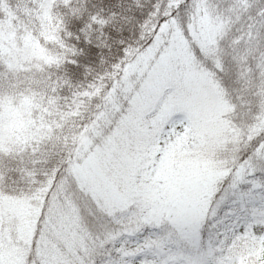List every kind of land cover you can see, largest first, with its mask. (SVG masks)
Returning a JSON list of instances; mask_svg holds the SVG:
<instances>
[{"label": "rangeland", "instance_id": "rangeland-1", "mask_svg": "<svg viewBox=\"0 0 264 264\" xmlns=\"http://www.w3.org/2000/svg\"><path fill=\"white\" fill-rule=\"evenodd\" d=\"M198 14L199 10L187 24L190 40L175 23H171V31L168 24L163 25L164 36H160V41L146 50L131 71L125 72L124 86L131 89L122 96V103L117 102L108 113L115 117L116 109L119 112V108L126 103L130 106L134 101L137 116L118 128L113 123L108 127L107 122L103 123L105 127L92 136V140L87 138L83 142L82 154L71 164L69 173L76 182L72 187L79 186L73 193L74 211L93 225L96 220L91 208L100 206L111 212L135 206L153 222L167 218L171 224L191 225L201 212V196L212 173L211 156L222 143H227L230 133L259 116L257 106L245 110L228 95L224 79L236 81L234 67L221 72L223 80L213 74L190 72L178 87L165 95L166 82L174 78L169 76L174 67L179 65L188 70L189 66L193 68L196 52L208 57L210 52L216 51V36L225 23L216 15L214 4ZM160 48L171 49L163 63H157L159 59L155 61ZM142 66L144 68L140 69ZM138 70L141 72L135 77V83L144 81L142 95H137L131 87L130 76ZM7 95L0 85V103ZM224 104L229 109L235 106V112L224 111L221 118L227 124L221 125L216 113ZM176 116H183L189 122L173 123ZM14 120L13 115L0 113V133ZM146 120L149 121L147 127ZM161 124L166 127L164 132L159 131ZM26 215L25 210H19L14 216L0 209V264H26L31 252L34 264H64L65 257L78 250V238L70 229L63 228L50 242L42 241L37 229L32 245L36 225L32 222L37 219L35 211L32 222L25 219ZM253 223L259 226L255 233L246 234L243 229L238 232L239 250L243 253L241 264L259 259L253 249L258 244V234L264 232V220ZM225 256L231 264H239V257L227 252Z\"/></svg>", "mask_w": 264, "mask_h": 264}, {"label": "trees", "instance_id": "trees-1", "mask_svg": "<svg viewBox=\"0 0 264 264\" xmlns=\"http://www.w3.org/2000/svg\"><path fill=\"white\" fill-rule=\"evenodd\" d=\"M82 2L83 0H0V85L8 93L0 103V113H9L15 118L14 122L0 133V177H4L0 178V209L14 216L19 210H25V219L28 222H32L34 217V209L28 197L30 185L27 182L31 170L47 162H58L67 156L66 151H62L65 137H68L70 142L72 136H75L78 148L68 156L66 167L69 161L73 162L82 154L83 142L87 138L92 140V136L105 127L103 123L107 122L106 127L111 125L114 116L108 115L109 111L117 102L121 104L122 96L128 94L127 90L131 89L124 86L125 72L131 71L148 50L141 51L142 48L135 44L138 21H142L143 17L139 14L136 17L133 11H128L125 0H117L125 7L122 24L126 27H122L119 32L111 28L104 29L116 42L110 41V46L105 45L103 51L95 45H82L84 51L77 64L69 66L67 74L57 72L41 78V67L54 70L60 62L62 32L71 30L78 33L83 27L81 21H76L79 4ZM186 2L193 4V0ZM235 2L236 0H196V3L203 5L199 8L198 15L214 4L216 15L225 24L236 21L231 31L239 35L241 31H247L252 21L248 15L232 14ZM252 3L260 7L264 0H252ZM40 5H43V9L38 11ZM175 24L190 40L187 18L184 28L178 23ZM256 27L264 34L261 24ZM223 31L224 27L216 36V51L210 52L212 54L208 57V54L205 55L207 58L204 53L200 55L196 52L193 68L189 66L188 70L185 69L183 77L192 72L210 73L220 79L223 77L222 71L233 68L231 56L223 51L227 47L222 39ZM159 33V36H164L163 25ZM190 43L197 46L195 42ZM129 44L136 50L122 56V47ZM218 59L221 61L222 70L215 63ZM115 64L119 65V69L117 74L112 76L111 65ZM143 68L142 66L140 69ZM140 72L141 70H138L130 76L131 87L135 92V77ZM26 76L31 79L26 80ZM169 76L174 75L169 72ZM227 81L224 79L228 95L236 105L245 110L252 108V105L256 106L251 95L243 90L240 83ZM102 85H107V88ZM105 93V104L98 108L97 104L104 99ZM241 95L245 96L244 102L240 99ZM126 106L127 103L124 107ZM116 111L118 113V109ZM249 152L250 149L242 155V159ZM40 178L36 177L37 180ZM51 187L50 184L49 188ZM47 196L48 193L41 195L42 203L47 202ZM34 222L36 225L32 245L35 243L38 229V220L32 223ZM26 228L27 225L24 224V229ZM220 239H224L223 235ZM228 248L231 249V254L226 252L230 256L239 257L238 263L241 264L243 253L239 250L238 238L234 243H229ZM32 260L34 264L31 252L27 256L26 264H30Z\"/></svg>", "mask_w": 264, "mask_h": 264}, {"label": "clouds", "instance_id": "clouds-1", "mask_svg": "<svg viewBox=\"0 0 264 264\" xmlns=\"http://www.w3.org/2000/svg\"><path fill=\"white\" fill-rule=\"evenodd\" d=\"M178 2L184 4L181 12L177 13L178 16L193 15L197 12L193 9L196 0H193V4H188L186 0H178ZM125 3L128 11H133L136 17L139 14L144 19L154 7L157 12L160 11V6H163L167 12L174 10L177 0H125ZM260 8L264 9V4H261ZM42 9L43 5H40L38 11ZM93 16L104 19L106 24L101 26L92 22L91 17ZM124 18L125 7L117 0H83L79 4V14L76 18V21L83 23V27L78 33L71 30L62 32L60 62L54 70L41 67L39 69L41 78L57 72L67 74L69 66L76 65L84 51L82 45H95L103 51L104 46L109 45L110 41L115 43L114 38L104 29L111 28L119 32L122 27H126L122 24ZM153 20L156 23L159 22L155 14H153ZM165 23L169 25V31H171V23L168 21ZM235 23L236 21H231L224 26L222 39L227 47L223 51L231 56L236 82L241 84L243 90L245 84L241 80L242 74L255 82L256 87L249 94L255 101L259 116L245 127L230 133L227 143H222L211 156L212 173L206 181L201 196V212L198 219L186 229V234L182 235L177 230L175 236L169 238L168 229L163 227L165 224L169 226V229L171 227L167 218L153 222L142 211H137L135 206L125 211L113 212L112 219L109 220V227L112 231L105 237V240L109 243L115 242L116 247L119 245L117 248L120 250V261L123 264H192L194 244L199 243L202 247H207L210 239L215 243L229 225L236 223L235 216H239L245 207V204L240 201V193L252 190L248 181L258 180L264 183V173H258L255 177L246 174L244 179L237 183L235 189L232 187L233 182L237 181L238 165L242 155L249 150L250 138L264 134V109L260 107L261 99L264 97L258 95L261 91L260 85H264V34L260 35L257 48L254 44L250 45L247 39H241L242 31L239 35L231 31ZM154 31L155 23L149 22L148 25L141 27L138 21L135 44L143 48L149 40L155 43ZM156 35L159 36L160 33ZM128 46L132 47L131 44ZM148 46L151 47V45ZM250 47L255 54H249L247 61L242 63L238 57L248 52ZM111 67L113 72L110 75L114 76L117 74L119 65L115 64ZM32 75L34 76L35 73ZM25 79L30 80L31 77L26 76ZM220 79L223 80V77ZM102 87L106 89L107 85H102ZM117 95L119 96V93ZM106 99L107 93L97 107L105 104ZM144 123L145 127L149 125L147 120ZM165 130V125L161 124L159 131L164 132ZM77 148L75 136H72L70 142L68 137H65L62 151H66L67 156L58 162H47L40 167H34L27 181L30 185L28 197L38 220L40 239L50 242L61 228L70 229L72 234L78 238L79 245L77 251L65 257L64 264H91L88 257L89 248L94 243L95 225L74 211L73 193L77 192L79 186L72 187L73 178L69 173L72 165L68 164L65 167L68 156ZM37 176L41 178L37 180ZM50 184L51 188H49ZM45 193H48L47 202L42 203L40 197ZM197 225L199 240L192 234ZM149 236H154L155 239L149 240Z\"/></svg>", "mask_w": 264, "mask_h": 264}, {"label": "snow or ice", "instance_id": "snow-or-ice-1", "mask_svg": "<svg viewBox=\"0 0 264 264\" xmlns=\"http://www.w3.org/2000/svg\"><path fill=\"white\" fill-rule=\"evenodd\" d=\"M202 6L203 5L200 3H195L193 5V9L198 11ZM169 7L171 8L172 6L170 5ZM183 8L184 4L179 3L178 0L174 10H171L170 12L165 11L163 6H160L159 12H157L155 7L152 8L151 12L142 21H140V25L143 27L148 25L149 22L155 23V31L153 32L155 43L152 40H149L148 44H145L140 50L143 51L144 49H149L150 47L148 45L153 46L160 41L161 37L156 35V33L160 32L161 26L166 24V21L170 23H178L182 28L185 27L186 18L188 23H191L194 14L182 16L177 15V13L181 12ZM165 13H167V15H165ZM153 14H155L158 18V23L153 20ZM232 14H239V16L248 15L250 21L252 22L249 23L247 31L243 32L241 39H247L250 45L254 44L258 48L259 44L257 41L260 40L261 31L256 27V25L261 24V26L264 27V9L253 5L252 0H236L232 6ZM91 21L101 26L106 24L104 19L98 18L96 16L91 17ZM253 37H255V39H253ZM121 44L123 45V41H121ZM135 50L136 49L134 46L130 48L128 45H125L122 47L121 55L123 56ZM170 51L171 49L168 48H160V51L157 53L159 56V61L157 63H163ZM249 54H255L251 47L249 48L248 52H246L243 56L238 57V59L242 63L246 62ZM216 65L221 67L222 70L221 61L219 59L216 61ZM171 71L174 74V78L166 82L168 87L165 95L172 92L176 87L179 86V82L182 80L184 75V70L179 65L174 67ZM205 75L211 76L210 73H205ZM241 80L245 84V92L249 93L256 87L255 82L248 79V77L244 76L243 74L241 75ZM143 85V80L135 85L137 95L143 94ZM260 88L261 91L258 93V95L264 97V85H260ZM240 99L242 102H244L245 96L241 95ZM129 100H132L131 96H129ZM260 107L264 109V99H261ZM229 110L235 112V106H232V108L229 109L228 105L224 104L222 110L216 113V119L221 125L227 124V121L223 120L221 117L224 111ZM136 116L137 112L135 109V102L133 101L132 105L120 108L116 116L113 117V126L118 128L120 124H123L126 121L135 118ZM177 120L183 121V123L189 122L184 120L183 116H176L173 118V123H175ZM246 125L241 126V128L245 127ZM108 131H111V127L108 129ZM249 149V154L239 162L237 181L233 182V189L237 187V183L239 181L244 179L246 174H250L251 176L255 177L258 173H264V134L255 138H250ZM68 163L72 164V161H69ZM71 171L72 169L69 168V172ZM248 182L251 184L252 190L249 192L240 193V201L245 204V207L239 216H235L236 223L229 225L225 232L221 234L224 237L223 240L217 239L216 242L213 243L210 239L207 247H202L199 243L194 244V254L191 256L192 264H231L229 258L225 256L226 251L231 254V249L228 248V244L235 242V239L238 238L237 233L241 229H243L246 234L249 231L252 233L256 232V228L259 226L255 225L253 221L256 219L264 220V191H261V189H264V183L258 180H251ZM91 214L96 220L95 236L93 237L94 243L89 248L88 259L91 261V264H118V262L119 264H123V262L120 261V250L116 247L115 242L109 243L107 240H105V237L109 234V232L112 231L109 227V220L112 219L113 212L109 211L103 206H100L92 207ZM163 227L168 229V237L172 238L175 236L177 230H179L182 235L186 234V229L189 227V225L174 222L171 224L170 229L166 224L163 225ZM192 234L196 236L197 240H199L198 225ZM258 235L260 238L258 244L253 249V252L258 253L259 259L252 261L251 264H264V232H261ZM148 239L151 240L153 238L149 236ZM97 257H99L98 260Z\"/></svg>", "mask_w": 264, "mask_h": 264}]
</instances>
